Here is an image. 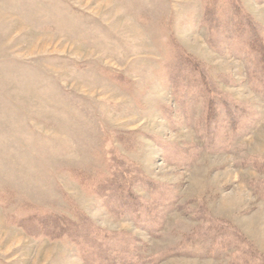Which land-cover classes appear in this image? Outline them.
<instances>
[{"label": "rangeland", "instance_id": "1", "mask_svg": "<svg viewBox=\"0 0 264 264\" xmlns=\"http://www.w3.org/2000/svg\"><path fill=\"white\" fill-rule=\"evenodd\" d=\"M0 264H264V0H0Z\"/></svg>", "mask_w": 264, "mask_h": 264}]
</instances>
